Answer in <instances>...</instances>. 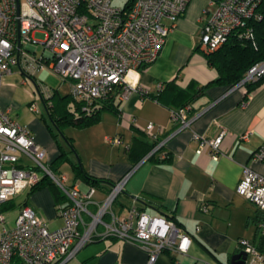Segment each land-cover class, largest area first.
I'll return each mask as SVG.
<instances>
[{"label": "built area", "instance_id": "2783aa9c", "mask_svg": "<svg viewBox=\"0 0 264 264\" xmlns=\"http://www.w3.org/2000/svg\"><path fill=\"white\" fill-rule=\"evenodd\" d=\"M188 1L129 0L116 6L112 0H0V84L15 65L32 77L47 66L69 81V93L84 112H89L96 100L116 87L120 89V100L132 91L144 94L147 90L138 83L140 70L156 59ZM258 3L259 0L214 3L201 30L200 50L207 53L217 49L239 28L240 36L252 38L248 23L261 17ZM36 32L42 33V38H35ZM38 45L42 46L39 55ZM262 73L264 61L251 66L237 85L244 86ZM162 86L157 84L158 89ZM38 87L42 93L47 92L39 83ZM248 96L246 93L240 106L246 105ZM30 109L38 112L34 102ZM9 111L10 108L0 105V205L37 184L43 176L59 187L68 202L58 207L63 222L56 228H49L29 205H23L14 225L0 231V262L17 257L27 264H61L95 237L108 235L131 241L145 250L146 264H154L157 255L165 250H187L190 237L172 219L147 213L135 204L128 207L126 214L112 210L128 174L112 182L105 196L96 200L93 186L81 189L76 184L69 185L64 172H54L42 161L44 150ZM190 111V104L170 109L175 123L170 134L189 126L193 117ZM154 127L152 122L145 125L153 138V146L145 157L156 154L164 158V144L170 134L161 135L159 128L152 131ZM223 135L224 129L213 138L193 132L198 143L196 152L207 148L210 156L217 159ZM240 137L247 138V132ZM106 140L115 145L123 143L118 134L107 136ZM252 157L264 161V142ZM236 193L264 213V174L244 166ZM257 227L264 235V219ZM238 242L246 252L242 264H264V250L246 238H239Z\"/></svg>", "mask_w": 264, "mask_h": 264}, {"label": "crops", "instance_id": "0c3cea01", "mask_svg": "<svg viewBox=\"0 0 264 264\" xmlns=\"http://www.w3.org/2000/svg\"><path fill=\"white\" fill-rule=\"evenodd\" d=\"M213 5L212 0L188 1L156 59L140 70L138 83L147 92L132 91L119 101L117 113L104 109L98 122L79 127L82 128L79 135L80 141H84L83 149L76 145L74 133H66L72 138L85 171L103 180L101 186H94L96 200L105 196L111 182L128 174L117 196L120 200L113 202L112 210L126 214L128 207L135 204L150 214L174 216L190 237L185 252L165 250L157 255L154 264H232L231 257L243 250L239 238H246L259 250L264 249V238L257 227L264 213L236 193L244 166L264 174V161L252 157L264 142V83L249 92L245 106H240L246 97L244 86L212 84L205 87L190 103L193 117L189 126L171 134L175 123L169 107L174 105H165L153 98L159 92L158 83L174 79L181 88L191 83L197 87L216 77L199 47L201 30ZM19 82L26 83V77L20 68L11 69L0 84V105L10 108V115L31 131L35 142L44 150L46 163L60 153V147L75 161L58 136L53 137L45 121L27 106L20 108L21 104L35 98V92L26 88L24 98L16 97L13 87ZM65 83L69 92V81ZM15 108L21 113L14 114ZM148 122L155 126L152 131L157 132L159 128V134H170L164 144L167 156L162 161L147 159L146 155L136 159L137 154L153 142L145 129ZM222 129L224 135L217 159L210 156L207 148L196 152L198 143L192 137L193 132L213 138ZM244 132H247L245 139L240 137ZM115 134L122 136V144L107 142L106 137ZM131 146L133 153H129ZM64 164L59 168L61 172ZM69 171V185L76 184L81 189L90 186L79 178L73 179L70 166ZM30 189L24 188L1 203L0 231L4 226L14 225L23 205H29L49 228L62 224L59 205L50 189L46 186ZM147 260V252L133 242L108 235L95 237L61 264H146ZM0 264L27 263L13 257Z\"/></svg>", "mask_w": 264, "mask_h": 264}, {"label": "trees", "instance_id": "16d2710c", "mask_svg": "<svg viewBox=\"0 0 264 264\" xmlns=\"http://www.w3.org/2000/svg\"><path fill=\"white\" fill-rule=\"evenodd\" d=\"M212 1L214 3H218L220 0ZM257 8L261 17L259 19H252L248 23L253 33L252 38L245 37L243 35L240 36L239 32L241 29L239 28L232 31L226 41L217 49L204 53L205 61L216 72V77L213 80H210L201 86L194 87L191 83L187 87L181 88L177 85L174 79H171L166 82H162V88L158 89L159 92L153 95V98L165 105L172 104L174 106H170L169 108L176 109L185 104H190L195 95L200 93L202 89L209 85L220 84L227 87L234 86L245 76L251 66L264 61V0H259ZM33 78L36 80L35 76H33ZM261 83H264V73L260 74L257 78L244 83L245 93L251 92ZM119 92V87H116L109 95L96 100L92 104L89 112L82 111L81 104L74 100L69 92L66 94H60L55 89V91H53L48 97H43L42 99L44 100L49 118L57 128L62 129L64 125L86 127L98 122L100 113L104 109L110 110L114 113L118 112V104L120 101L118 98ZM40 93H42L41 90ZM48 99L50 101H48ZM74 109H76L77 112ZM40 118L46 122L53 137L56 138L57 134L53 131L52 126L42 113H40ZM65 139L70 146V150L76 153L72 138L65 135ZM152 146L153 142L147 145L146 148L141 151V154H137L136 159H140L146 155ZM133 151L134 148L131 146L129 153H133ZM147 159L162 161L165 157L159 158L156 154H153ZM66 162H68L71 167L73 179L79 178L93 187H99L102 185L103 180L87 173L81 165L80 160H71L68 157L67 152H65L61 147L60 153L51 162H49L48 165L54 172H60V166ZM45 186L52 192L56 205L60 206L62 203L67 202L66 195L47 176H43L37 184L31 186L30 190H35ZM108 189L109 187L107 190ZM143 201L146 205L152 206L150 202H147L146 200ZM163 216L172 219L177 225H180L174 216L166 214ZM261 236L264 238V235Z\"/></svg>", "mask_w": 264, "mask_h": 264}, {"label": "rangeland", "instance_id": "374dc122", "mask_svg": "<svg viewBox=\"0 0 264 264\" xmlns=\"http://www.w3.org/2000/svg\"><path fill=\"white\" fill-rule=\"evenodd\" d=\"M128 0H112V4L116 5V6H123ZM43 34L40 32H36L35 34V38H42ZM42 52V46L38 45L37 49H36V53L39 55ZM13 71H18L19 68L18 66H13L12 67ZM43 75V76H42ZM35 78L38 81V83L40 84L41 87H43V89H46L47 92L43 91V93H38L37 91H35L34 89V84L32 82V80L30 78H26V83H18L16 86L13 87V92L14 95H16V97L18 98H24L25 97V90L26 88H31L34 92H35V98L32 99L30 102L28 103H24L21 104L20 108H24V106H27L30 109V104L32 102H34L37 107H38V112H35L39 117H40V113H42L45 118L47 119V121L49 122V124L52 126L53 131L57 134L59 140L62 142V144L65 146L66 150H68V154L76 160L80 159L79 156V152H74L70 150V146L67 142V140L65 139V135L67 136L66 133H74V137H75V143L76 145H78V147H80L81 149L84 148V141H80V135H79V130L82 128L79 127H75L74 125H64L62 127V129L57 128L54 123L51 121V119L48 116V112L47 109L45 107L44 104V100L42 99L43 97H48L53 91H55V89H58L60 91L61 94H66L68 92V85L67 83H65V80L62 79L58 73H56L53 69L48 68L47 66L40 68L36 74H35ZM70 87V86H69ZM40 92V91H39ZM12 94L10 93V96ZM48 101H50L48 99ZM76 111V109H74ZM32 111V110H31ZM34 112V111H33ZM77 112V111H76ZM13 113H21L20 109L15 108L13 110ZM42 120V119H41ZM44 121V120H42ZM87 127V126H86ZM99 141V140H98ZM79 158V159H78ZM28 161V163H30L31 161L26 159ZM42 161L44 162L45 160L42 159ZM27 163V162H26ZM62 171L66 174V175H70V171H69V164L68 162H66L63 166H62ZM118 200H120V198L118 197V199H116L115 201L117 202Z\"/></svg>", "mask_w": 264, "mask_h": 264}, {"label": "water", "instance_id": "95a60500", "mask_svg": "<svg viewBox=\"0 0 264 264\" xmlns=\"http://www.w3.org/2000/svg\"><path fill=\"white\" fill-rule=\"evenodd\" d=\"M17 45L19 46V41H18ZM21 71L26 78H30L32 80V82L34 84L35 91H37L40 94L39 87L37 85V82L34 80V78L32 76L28 75L27 73H25L23 70H21ZM245 258H246V252L244 250H242V251L234 254L231 257V263L232 264H242V263H244Z\"/></svg>", "mask_w": 264, "mask_h": 264}]
</instances>
